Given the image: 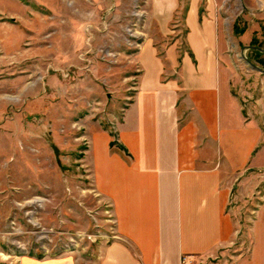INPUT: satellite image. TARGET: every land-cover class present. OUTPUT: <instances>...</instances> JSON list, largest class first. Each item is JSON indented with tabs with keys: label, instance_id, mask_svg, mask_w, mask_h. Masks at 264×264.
<instances>
[{
	"label": "rangeland",
	"instance_id": "374dc122",
	"mask_svg": "<svg viewBox=\"0 0 264 264\" xmlns=\"http://www.w3.org/2000/svg\"><path fill=\"white\" fill-rule=\"evenodd\" d=\"M146 1L0 0V264L92 261L111 239L80 158L86 131L112 135L134 94ZM215 2L222 83L264 134V75L241 58L263 68L246 47L264 50V0ZM225 210L233 240L192 264H264V169L235 178Z\"/></svg>",
	"mask_w": 264,
	"mask_h": 264
},
{
	"label": "crops",
	"instance_id": "0c3cea01",
	"mask_svg": "<svg viewBox=\"0 0 264 264\" xmlns=\"http://www.w3.org/2000/svg\"><path fill=\"white\" fill-rule=\"evenodd\" d=\"M215 3L147 0L134 94L112 135L86 131L80 166L112 221L99 256L20 264H192L231 243L229 192L244 171L264 169V134L222 83Z\"/></svg>",
	"mask_w": 264,
	"mask_h": 264
},
{
	"label": "trees",
	"instance_id": "16d2710c",
	"mask_svg": "<svg viewBox=\"0 0 264 264\" xmlns=\"http://www.w3.org/2000/svg\"><path fill=\"white\" fill-rule=\"evenodd\" d=\"M234 31H235L234 32L235 34L241 35L244 32V29H237V27H236V29ZM250 45L260 47L259 41L256 38H252ZM255 57L257 58V60H259L261 65L264 66V56L262 57V56H260V54L259 55L257 54V55H255Z\"/></svg>",
	"mask_w": 264,
	"mask_h": 264
},
{
	"label": "water",
	"instance_id": "95a60500",
	"mask_svg": "<svg viewBox=\"0 0 264 264\" xmlns=\"http://www.w3.org/2000/svg\"><path fill=\"white\" fill-rule=\"evenodd\" d=\"M246 49H255L253 47H250V46H247ZM258 51H260L261 53H264V50L262 49H257ZM241 58L250 66L251 69L255 70V71H258L262 74H264V70L261 69V68H258L256 66H254L243 54V52L241 53Z\"/></svg>",
	"mask_w": 264,
	"mask_h": 264
},
{
	"label": "flooded vegetation",
	"instance_id": "af4514ba",
	"mask_svg": "<svg viewBox=\"0 0 264 264\" xmlns=\"http://www.w3.org/2000/svg\"><path fill=\"white\" fill-rule=\"evenodd\" d=\"M252 38H256V37H252ZM257 39V38H256ZM252 40V39H251ZM258 40V39H257ZM251 42V41H250ZM249 46L250 47H253V48H255V49H250L251 51H253V53H254V56L255 55H259L260 54V56H264V53H261L260 51H258L257 49H261L260 47H257V46H252V45H250V43H249ZM258 61V60H257ZM259 64H260V66H262L263 68H261V69H263L264 70V66L263 65H261V63L260 62H258ZM253 64V63H252ZM254 66H256V67H258L257 65H255V64H253ZM258 68H260V67H258ZM258 72V71H257ZM260 73V72H259ZM262 74V73H261ZM264 75V74H263Z\"/></svg>",
	"mask_w": 264,
	"mask_h": 264
},
{
	"label": "built area",
	"instance_id": "2783aa9c",
	"mask_svg": "<svg viewBox=\"0 0 264 264\" xmlns=\"http://www.w3.org/2000/svg\"><path fill=\"white\" fill-rule=\"evenodd\" d=\"M183 263H185V260L183 259Z\"/></svg>",
	"mask_w": 264,
	"mask_h": 264
}]
</instances>
